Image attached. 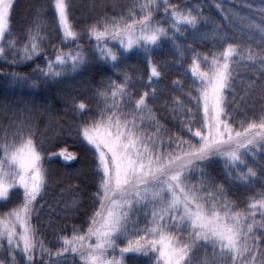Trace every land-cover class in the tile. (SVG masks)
I'll use <instances>...</instances> for the list:
<instances>
[{"label":"snow or ice","instance_id":"obj_1","mask_svg":"<svg viewBox=\"0 0 264 264\" xmlns=\"http://www.w3.org/2000/svg\"><path fill=\"white\" fill-rule=\"evenodd\" d=\"M107 7L101 3V8ZM111 7L114 12L118 8ZM125 7L126 16L105 13L83 30L90 42L95 41L86 54L79 44L81 33L69 22V3L53 0L60 42L75 44L76 49L65 52L53 46L55 58L49 59L39 21L21 42L9 24L13 0H0V61L31 68L27 74L3 75L20 84L38 76L29 85L37 88L59 82L66 71L75 73L91 61L118 69L134 48L148 54L161 41L174 40L175 33L183 35L182 25L195 36L204 19L198 8L194 15L188 4L181 7L169 0H132ZM256 28L264 41V25ZM170 29L173 37H168ZM231 39L214 33L223 48L219 54L177 47L191 61V84L183 93L187 103L175 99L171 105L178 135L169 134L149 107L156 90L135 98L128 91L131 77L126 73L120 83L111 77L106 84L101 81L95 114L83 102L74 105L72 111L80 116L75 127L81 155L52 151L47 159L82 162L84 173L78 170L77 175L90 174L95 183L93 211L80 225H73L70 239L60 235L66 226L57 229L49 220L54 243H60L55 252L37 238L31 223L34 215L39 217L37 204L48 186L44 141L37 142L34 126L25 129L15 122L0 126V206L11 203L13 195L19 198L15 207L0 215V264H125L128 256L145 258L146 264H190L193 249L204 250L202 264H264V184L247 209L236 210L228 196L229 185L253 190L256 168L264 177V166L256 161L257 155L264 161V47L241 52L239 44L228 42ZM109 42L118 43L119 49L114 51ZM236 57L249 61L253 69L254 78L247 85L250 102L243 109L234 91L231 65ZM38 59L44 67L36 63ZM148 63L150 87L161 72L150 59ZM180 116L187 119L179 120ZM250 158L255 168L249 166ZM215 165L221 166L219 176L213 174ZM78 206L76 198L71 208Z\"/></svg>","mask_w":264,"mask_h":264},{"label":"trees","instance_id":"obj_2","mask_svg":"<svg viewBox=\"0 0 264 264\" xmlns=\"http://www.w3.org/2000/svg\"><path fill=\"white\" fill-rule=\"evenodd\" d=\"M67 2L69 3V22L77 32L81 33L79 44L87 54V50L95 41L90 42L88 37L83 34V30L89 24L94 23L96 19H102L105 13L108 17L126 16L127 8L125 6L132 0H67ZM102 2L109 7L101 8ZM169 2L181 7L188 4L194 10V15L197 8L202 12L204 19L198 24L195 36H193V30L190 27L182 25L183 35L175 33L174 40L161 41L160 45L150 49L148 54H145L143 48H134L131 52L126 53V59L118 69H113L108 64L91 61V57H89L91 62L85 68H81L75 73L66 71L64 76L58 78L59 82L49 81L40 87L32 88L29 85L32 83V79L38 80V76L32 77L26 84H20L3 75V73L12 72L27 74L31 68L8 65L0 61V126L7 127L13 122L18 125L23 123L25 129L30 125L34 126L37 132V142L44 141L43 147L46 150L43 153L45 155L44 167L48 172V186L45 188L44 198L37 204L39 217L34 215L31 223L37 230V238L43 240L45 247L52 249L53 252L60 247V243H54L53 229L48 227L49 220L57 229L66 226L60 235L70 239L73 225H80L93 211L90 197L95 192V183L90 174L77 175L78 170L84 173L82 162L69 161L66 163L63 159L51 161L47 159L52 151L60 152L62 150H67L69 155L74 154L78 158L80 157L81 146L76 141L75 127L80 116L72 111L75 104L83 102L90 112L95 114L98 110L96 91L100 89L101 81L106 84L108 78L111 77L120 83L126 73L131 77L128 91L133 93L135 98L145 91L156 90V100L154 103L150 102L149 107L169 134L178 135L180 134L179 125L170 114L171 105L175 99L187 103L183 93L191 84L189 71L191 61L188 59L189 54L185 52L182 57L177 51V47L184 49L191 46L204 55L219 54L223 48L218 41L214 40V33L217 32L232 37L233 39L228 42L239 44L241 52H245L249 48L259 51L261 47H264L261 33L256 28L257 25H264V0H169ZM113 4L118 6L115 12L111 7ZM218 4L220 7H217ZM162 14V12L158 13L157 19ZM137 15H139L138 9ZM37 20L42 25L41 35L45 37L42 48L49 59L55 58L53 46L61 48L65 52L70 50L75 52V44L69 46L62 45L60 42L61 34L53 8V0H13L9 24L14 38H19L21 42H24L25 33L34 30ZM163 26L168 27L167 24ZM186 27L187 31L184 30ZM173 35L174 30L170 29L168 37H173ZM224 46L226 47V45ZM109 47L116 51L119 49V44L109 42ZM149 59L161 72L158 79H152L150 87L151 66L148 63ZM36 63L44 67L42 60L38 59ZM35 66V64L31 65V67ZM231 67L235 80L236 99L243 109L250 102L247 85L254 78L253 69L250 67L249 61L239 57L234 58ZM201 69H205L203 64H201ZM174 82H179V86ZM193 114H195V109H193ZM247 115L249 120L253 118L251 111ZM196 118L199 119V117ZM178 119L185 120L187 117L180 116ZM238 119H244V117H238ZM185 138L189 137L185 136ZM50 145H52L51 148ZM256 161L264 166V161L260 160L259 155H257ZM249 166L256 167L251 158ZM213 167V174L219 176L221 166ZM256 171L257 178L253 190L243 185L228 186L231 188L228 194L229 200L235 203L238 211L247 209L248 203L251 202L250 198L261 191L264 177L260 176L259 168H256ZM76 198H79V206L77 209H72L71 204ZM18 203V196L13 195L11 203L0 206V215ZM41 205H43L42 208ZM257 219H259V214H257ZM65 255L70 256L71 254L66 253ZM204 259L203 249H193L189 254L190 264H202ZM125 264H146V259L128 256Z\"/></svg>","mask_w":264,"mask_h":264}]
</instances>
